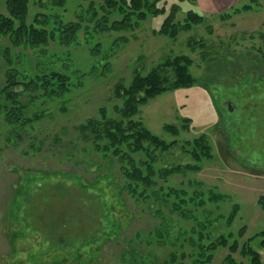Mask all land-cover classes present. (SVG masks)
Segmentation results:
<instances>
[{"label":"rangeland","instance_id":"1","mask_svg":"<svg viewBox=\"0 0 264 264\" xmlns=\"http://www.w3.org/2000/svg\"><path fill=\"white\" fill-rule=\"evenodd\" d=\"M80 4L86 9L89 2L68 0L65 9L53 12L61 13L65 22L77 21ZM173 4L179 6L177 20L195 10L206 22L175 39L159 34ZM244 4L252 9L227 21L219 19L220 13ZM165 7L164 16L149 18L131 32L83 30L78 44L70 47L50 41L44 56L29 49L12 50L13 57L19 53L15 66L21 70L60 69L80 83L72 79L76 87L65 97L29 104L28 116L42 113L43 117L17 128L19 133L0 113V264L164 261L172 246L151 243L149 238L162 216L168 215L163 201L138 200L122 193L119 185L124 178L118 163L110 165L78 137L76 128L98 116L102 106L114 113L119 100L113 98V90L118 81L128 84L135 71L147 73L167 57L180 54L193 59L190 71L197 82L151 99L135 119L167 142L205 134L213 159L205 161L199 173L175 175L160 183L191 191L189 180H200L229 195L228 202L210 207L215 214H227L233 203L240 204L231 229L224 223L218 228L237 233L245 226L240 244L264 230V209L258 204L264 194V81L255 82L264 80V59H255L264 40V0H166ZM0 9L5 11L4 0ZM35 11L41 10L32 6L31 13ZM190 38L205 46L191 50ZM8 45L7 39L0 41V86L8 67L3 55ZM94 47L99 49L96 55ZM106 62L110 70L104 69ZM187 119L189 128L178 135L163 130L165 124L182 127ZM155 155L158 166L194 163L180 144ZM260 240L255 236L252 241L255 249ZM228 252L218 250L212 264H223ZM235 257L242 260L239 253ZM243 261L249 264L247 258Z\"/></svg>","mask_w":264,"mask_h":264},{"label":"trees","instance_id":"2","mask_svg":"<svg viewBox=\"0 0 264 264\" xmlns=\"http://www.w3.org/2000/svg\"><path fill=\"white\" fill-rule=\"evenodd\" d=\"M82 1L89 2V5L86 9L79 5L80 18L65 22L61 13L53 11L65 9L68 0H4L5 11L0 9V41L7 39L9 45L3 51L8 67L4 84L0 86V113L17 133V128L32 125L43 117L42 113L28 116L29 104L65 97L76 86L74 78L60 69L40 73L19 69L15 66L19 62L15 60L19 53L13 57V49L39 51L44 56L47 53L43 49L50 41L70 47L78 44L83 30L97 34L131 32L149 18L164 16L167 11L166 0ZM183 1L186 0H179ZM32 6L41 11L32 14ZM250 9L252 5L244 4L218 16L220 20L227 21ZM178 12V4H173L158 30L159 34L175 39L182 32L193 31L206 22V17L195 10H188L184 19L179 21ZM88 14L90 17H87ZM199 44L205 46L192 38L188 40L191 50ZM259 46H256L259 56L255 59H264V40ZM98 52L97 47L92 48L93 54ZM192 65L190 56L175 55L167 57L147 73L135 71L128 84L118 81L113 90V98L119 100L113 106L114 113L111 114L105 106L100 107L98 116L87 119L76 128L78 137L90 143L91 148L110 165L118 163L124 178L123 185H119L122 193L127 192L138 200L154 197L163 201L168 215L162 216V222L150 231L149 237L151 243L172 246L161 264H212L217 251L223 248L229 251L223 264H244V258L249 264H264V254L260 252L264 251V230L242 244L238 237L244 236L245 226L237 233L218 231L221 223L231 229L241 209L239 203H233L227 214H215L210 206L218 208L219 203L229 201V195L200 180H189L191 191L183 186H163L160 183L175 175L186 176L202 171L205 161L213 159L207 136L202 134L193 140L167 142L153 134L142 120L135 119L140 108L151 99L166 92L192 87L197 82L190 71ZM103 66L105 70H110L108 62ZM255 66H258L257 60ZM74 80L76 84L80 83L79 78ZM257 81L264 80L255 79ZM24 98L28 101L25 102ZM186 121L182 127L165 124L163 130L178 135L181 130L189 128L190 119ZM179 144L194 163L158 166L155 152H167ZM258 204L264 209V194L259 196ZM255 236L261 238L258 249L251 244ZM236 253L241 255L242 260L235 257Z\"/></svg>","mask_w":264,"mask_h":264},{"label":"water","instance_id":"3","mask_svg":"<svg viewBox=\"0 0 264 264\" xmlns=\"http://www.w3.org/2000/svg\"><path fill=\"white\" fill-rule=\"evenodd\" d=\"M230 110H231V108H230Z\"/></svg>","mask_w":264,"mask_h":264}]
</instances>
